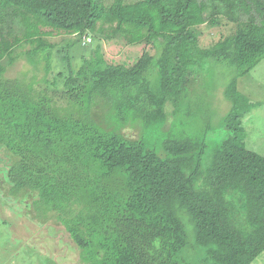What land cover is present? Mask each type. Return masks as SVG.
I'll list each match as a JSON object with an SVG mask.
<instances>
[{
  "label": "trees",
  "instance_id": "obj_1",
  "mask_svg": "<svg viewBox=\"0 0 264 264\" xmlns=\"http://www.w3.org/2000/svg\"><path fill=\"white\" fill-rule=\"evenodd\" d=\"M224 20L233 32L202 47L201 27ZM60 34L62 45L48 40ZM88 35L155 54L111 64L101 42L84 52ZM23 58L45 76L8 78ZM262 59L264 0H0L1 198L60 225L83 264H194L180 209L202 263L253 264L264 253V157L234 131L235 111L210 157L203 139L176 135L155 150L126 129L167 128L205 63L242 77ZM228 97L235 104L236 82Z\"/></svg>",
  "mask_w": 264,
  "mask_h": 264
},
{
  "label": "rangeland",
  "instance_id": "obj_2",
  "mask_svg": "<svg viewBox=\"0 0 264 264\" xmlns=\"http://www.w3.org/2000/svg\"><path fill=\"white\" fill-rule=\"evenodd\" d=\"M115 0H105L110 5ZM126 3H134L138 0H124ZM234 25L224 20L220 27H201L200 44L202 47H210L222 37L228 36L234 30ZM64 34L55 35L48 40L51 43L62 45ZM85 53L101 42L104 56L111 64H123L132 66L144 51L154 55L155 50L145 44L129 45L124 39L107 40L104 35L98 39L93 35L86 37ZM76 51L75 55H80ZM35 75L39 79L45 76L44 66L36 72L28 64L26 59H20L7 72L8 78H20L30 81ZM154 84L158 80V73L150 71L144 74ZM238 76L236 66L224 61H209L195 71L194 83L188 91L182 93L180 108L176 115L168 119L167 128L151 127L139 130L126 129L129 136L144 139L155 150L163 145V141L176 135L201 140L206 146V157L214 153L229 136L230 131L226 127L225 117L232 110L237 117L234 131L244 137L247 150L264 157V59L247 75ZM236 82V102L229 100V88ZM172 110L170 106L169 111ZM102 113V112H101ZM116 124L115 116L108 115L107 123ZM128 125H132L131 123ZM135 126V124L133 125ZM1 198V196H0ZM12 202L7 203L0 199V264H83L80 261L79 251L74 247L63 228L52 223L48 226H39L26 218L23 210L11 207ZM180 217L186 229L188 247L185 255L194 264L202 263L206 251L196 247V228L188 213L180 209ZM52 225V227H49ZM50 238V239H49ZM46 241H49L46 242ZM253 264H264V253Z\"/></svg>",
  "mask_w": 264,
  "mask_h": 264
}]
</instances>
